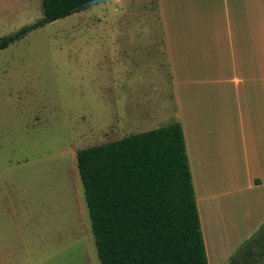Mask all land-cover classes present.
<instances>
[{"label": "rangeland", "instance_id": "rangeland-1", "mask_svg": "<svg viewBox=\"0 0 264 264\" xmlns=\"http://www.w3.org/2000/svg\"><path fill=\"white\" fill-rule=\"evenodd\" d=\"M41 16L40 0H0V38ZM160 42L152 0H119L79 9L0 51V264H100L76 152L117 139L106 127L122 96L167 112ZM122 46L139 51L150 73L129 79L117 97Z\"/></svg>", "mask_w": 264, "mask_h": 264}, {"label": "crops", "instance_id": "crops-1", "mask_svg": "<svg viewBox=\"0 0 264 264\" xmlns=\"http://www.w3.org/2000/svg\"><path fill=\"white\" fill-rule=\"evenodd\" d=\"M152 3L167 86L151 90L164 92L169 108L124 103L129 79L150 69L140 67L139 51L122 46L115 68L122 103L106 128L119 140L180 125L207 263L230 264L264 224V0ZM255 250L248 264L256 256L264 263Z\"/></svg>", "mask_w": 264, "mask_h": 264}, {"label": "trees", "instance_id": "trees-1", "mask_svg": "<svg viewBox=\"0 0 264 264\" xmlns=\"http://www.w3.org/2000/svg\"><path fill=\"white\" fill-rule=\"evenodd\" d=\"M42 16L0 38V51L90 0H40ZM100 264H208L181 127L168 126L76 152ZM264 248V224L230 264Z\"/></svg>", "mask_w": 264, "mask_h": 264}, {"label": "water", "instance_id": "water-1", "mask_svg": "<svg viewBox=\"0 0 264 264\" xmlns=\"http://www.w3.org/2000/svg\"><path fill=\"white\" fill-rule=\"evenodd\" d=\"M111 1H116V0H90L88 2H86L82 7V8H88L97 4H102V3H106V2H111Z\"/></svg>", "mask_w": 264, "mask_h": 264}, {"label": "bare ground", "instance_id": "bare-ground-1", "mask_svg": "<svg viewBox=\"0 0 264 264\" xmlns=\"http://www.w3.org/2000/svg\"><path fill=\"white\" fill-rule=\"evenodd\" d=\"M228 242V240H226ZM230 242V241H229Z\"/></svg>", "mask_w": 264, "mask_h": 264}]
</instances>
